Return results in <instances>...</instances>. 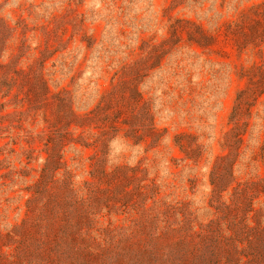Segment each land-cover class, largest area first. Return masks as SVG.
<instances>
[{"label": "rangeland", "instance_id": "obj_1", "mask_svg": "<svg viewBox=\"0 0 264 264\" xmlns=\"http://www.w3.org/2000/svg\"><path fill=\"white\" fill-rule=\"evenodd\" d=\"M0 264H264V0H0Z\"/></svg>", "mask_w": 264, "mask_h": 264}]
</instances>
